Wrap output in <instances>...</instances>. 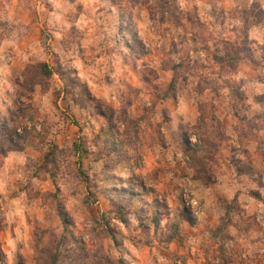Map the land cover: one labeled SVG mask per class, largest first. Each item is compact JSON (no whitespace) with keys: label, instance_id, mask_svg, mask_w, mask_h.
I'll return each instance as SVG.
<instances>
[{"label":"clouds","instance_id":"clouds-1","mask_svg":"<svg viewBox=\"0 0 264 264\" xmlns=\"http://www.w3.org/2000/svg\"><path fill=\"white\" fill-rule=\"evenodd\" d=\"M0 264H264V0H0Z\"/></svg>","mask_w":264,"mask_h":264}]
</instances>
